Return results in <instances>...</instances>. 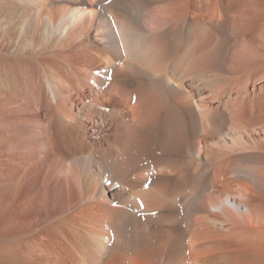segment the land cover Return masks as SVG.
<instances>
[{
    "label": "bare ground",
    "instance_id": "6f19581e",
    "mask_svg": "<svg viewBox=\"0 0 264 264\" xmlns=\"http://www.w3.org/2000/svg\"><path fill=\"white\" fill-rule=\"evenodd\" d=\"M0 264H264V0H0Z\"/></svg>",
    "mask_w": 264,
    "mask_h": 264
}]
</instances>
